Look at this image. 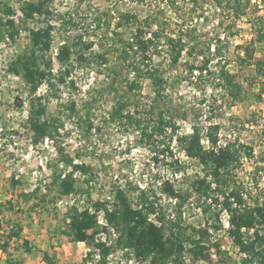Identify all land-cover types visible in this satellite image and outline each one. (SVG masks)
I'll use <instances>...</instances> for the list:
<instances>
[{
  "label": "rangeland",
  "instance_id": "374dc122",
  "mask_svg": "<svg viewBox=\"0 0 264 264\" xmlns=\"http://www.w3.org/2000/svg\"><path fill=\"white\" fill-rule=\"evenodd\" d=\"M5 1H9L21 31L16 41H0V200L5 205H13L5 208L3 215L24 223L23 237L35 246L34 253H24L16 248V242H11L10 252L22 254L26 264H42L44 250L57 264H79L91 247L85 242L70 241L63 232L69 221L66 217L69 200L75 198L72 206H89L99 222L105 224L104 208L96 202L113 207L119 187L131 196L139 189H146L173 213L174 202L162 192L163 181L170 179L178 188L191 191V181L204 174L198 161L187 156L176 140L179 135L190 134L195 126L206 135L211 125L218 124L221 143L237 141L253 147V154L244 157L236 169L235 179L250 205L264 198V94L259 97L264 77L258 75L255 65L257 59H264V41L259 38V33L264 31V0L250 3L241 0L244 11L238 10L239 14L228 7L226 0L222 4L218 0H51L54 57L61 43L82 38L85 43L93 42L88 53H109L114 63L110 48L116 33L130 39L139 25H146L147 19L153 23L152 27L146 26L147 36L159 30L174 37L183 33L185 42L189 46L194 43L197 49L192 56L184 50L177 63L172 62L167 48H163L160 55L156 54L155 62L162 64L167 79L169 104L185 113L174 120L173 141L163 136L149 139L126 119H112L110 112L115 95L109 90L108 66L93 61L75 67L70 77L74 86L62 85L58 98L46 100L47 116L63 117L65 124L55 139L47 138L38 145L32 144L27 124L28 87L21 77L8 71V65L20 47L29 42L28 27L46 22L37 15L27 24L23 23L21 4L24 0ZM127 12L136 18L118 27L117 22ZM192 33L197 39L190 40ZM218 44L220 52L217 54L213 47ZM246 44L254 48L252 64L241 61ZM54 61L58 68V61ZM206 63L207 68L201 71L199 66ZM221 67L235 74V81L242 89L240 100L230 96L231 81L220 75ZM40 93H45V86ZM153 95L150 81L144 80L137 96L141 102L138 106H135L137 103L130 105L129 109L144 115ZM16 98L24 102L22 108L17 106ZM72 101L76 102L79 113L90 110L94 123L91 131L75 124L77 115H69ZM203 142L209 145L205 136ZM165 145H169L170 151L162 150ZM63 155L90 165V185H86L85 175L77 172V185L82 190L74 192L73 196L61 197L56 202H38V206L34 204L36 199L25 202L20 193L31 191L37 185L41 186L40 194H47L48 199L54 196V190L47 187L53 173L70 170ZM13 178L16 185L11 182ZM218 211L219 206L212 203L211 209L205 212L195 193L186 203L184 222L199 229L209 227V251L213 258L210 262L199 260L196 263L187 259V264H216L220 256L216 243L228 251L220 264H240L242 252L228 233L230 214L227 210ZM117 236L112 227L98 235L113 247L107 264H149L117 247ZM6 258L7 253L0 249V264H6ZM99 263L98 254L91 264Z\"/></svg>",
  "mask_w": 264,
  "mask_h": 264
},
{
  "label": "trees",
  "instance_id": "16d2710c",
  "mask_svg": "<svg viewBox=\"0 0 264 264\" xmlns=\"http://www.w3.org/2000/svg\"><path fill=\"white\" fill-rule=\"evenodd\" d=\"M246 1V3L251 2V0ZM50 2L51 0L22 2L23 23L27 24L28 20L34 19L37 15L44 17L46 23L37 27H28L29 42L20 47L8 65V71L21 77L28 87L30 102L27 124L32 133V144L38 145L47 138L55 139L61 134L65 120L63 117L47 116L46 100L51 97L58 98L62 85L74 86V80L70 77L75 67L85 66L93 61L108 66L109 90L115 95V103L110 112L111 118L119 121L126 119L141 131L142 136L149 139L163 136L173 141L174 120L177 116H184L185 113L169 104L166 93L167 79L162 64L155 62V58L156 54H161L163 48H167L172 62L177 63L184 50L192 56L196 52V45L193 43L189 46L184 40L183 33L174 37L159 30L154 35L150 33L147 36L146 26H153V23L147 19L146 25H139L130 39L116 33V39L111 43L110 48L115 58L114 63L109 53L92 51L88 53L93 47V42L85 43L82 38L61 43L54 57L51 51L55 29L51 18L54 16V11ZM218 3L222 4L223 0H218ZM226 3L228 7L234 8L237 14H239L238 10L244 11L241 0H226ZM135 18L136 15L132 13H124L117 26L121 27L124 22H130ZM20 31L21 25L14 16L9 1L0 0V41L5 39L16 41ZM259 38L264 41V31L259 33ZM195 39L197 37L194 33L190 34V40ZM213 48L214 53L220 52L219 44L214 45ZM208 49L209 51L212 49L211 43ZM244 54L245 57L241 61L252 64L254 48L246 44ZM55 59L58 61V68L55 67ZM209 61L208 58L207 63ZM207 63L199 66L201 71L207 68ZM255 65L258 75L264 77V59H257ZM219 72L228 82L229 79L231 81V87L228 88L230 96L240 100L242 89L235 81V74L224 67L219 68ZM146 79L150 81L154 95L148 102L146 113L143 115L139 111V114H136L129 109V106L136 103L135 106H138V102H141L137 96ZM42 86H45L43 94L40 93ZM263 94L264 83L259 97ZM15 102L20 108L24 105L20 98H16ZM68 108L69 115H77L74 121L77 126L85 128L86 131L94 128L89 109L84 114L79 113L75 101H72ZM219 128L218 124L211 125L206 135H203L201 129L195 126L190 134L176 137L186 155L197 160L202 166L204 174L191 181V191L178 188L170 179L163 181L162 192L174 202L173 213L168 212L166 205L158 196L151 195L143 188L139 189L135 196L129 195L120 187L117 188L113 207L96 202L97 206L102 205L104 208L105 224L99 222L89 206H85L82 210L77 206L70 207L66 212L69 221L63 232L70 241L85 242L91 247L79 264H91L98 254L101 264H107V258L113 252V247L108 245L107 241L98 238V235L107 232L109 227L118 234L117 247L127 254L133 253L138 260L148 261L149 264H187V259L192 263L199 260L212 261L209 251L211 248L209 227L199 229L186 224L183 219L184 207L194 193L205 212H208L214 203L219 206L218 212L227 210L230 214L228 233L242 252L240 264H264V198L250 205L235 179V171L242 163V159L251 156L254 149L237 141L221 143ZM204 136L209 141L208 146L203 142ZM165 146L162 150L170 151L169 145ZM63 158L70 166V170L53 173L47 187L51 191L54 190V196L48 199L47 194H40L42 189L37 185L31 191L20 193L25 202L36 199L34 204L38 206V202H56L61 197L82 190L77 185V172L84 174L86 185H90L92 180L90 165L85 162H75V159L68 155H63ZM11 182L13 185L17 183L15 178ZM12 206L11 203L5 205L0 200V232H2L0 249L7 253L6 264H25L22 254L14 255L8 249L11 242H16V248L21 249L22 252H35L30 240L23 237L22 224L3 215L4 209ZM252 228L254 230L250 233ZM216 244L220 264L228 256V251L222 250L221 245ZM43 259L48 264H57L47 251L43 252Z\"/></svg>",
  "mask_w": 264,
  "mask_h": 264
},
{
  "label": "built area",
  "instance_id": "2783aa9c",
  "mask_svg": "<svg viewBox=\"0 0 264 264\" xmlns=\"http://www.w3.org/2000/svg\"><path fill=\"white\" fill-rule=\"evenodd\" d=\"M223 37H224V35H223ZM57 52H58V50L56 51V54H57ZM81 194V193H80ZM74 194L72 193V194H70L69 196H73ZM74 201H75V198L74 199H70L69 200V205H70V207H72V205H74L73 203H74ZM68 203V202H67ZM78 207V206H77ZM84 208V207H83ZM82 207H78V209L79 210H82L83 209ZM106 223V222H105ZM245 230V229H244ZM253 228L251 229V231H250V233H252L253 232Z\"/></svg>",
  "mask_w": 264,
  "mask_h": 264
},
{
  "label": "crops",
  "instance_id": "0c3cea01",
  "mask_svg": "<svg viewBox=\"0 0 264 264\" xmlns=\"http://www.w3.org/2000/svg\"><path fill=\"white\" fill-rule=\"evenodd\" d=\"M22 224V226H23V231H25V225H24V223H21ZM83 243V242H82ZM32 244V243H31ZM33 248H35V246L33 247ZM44 251H46V250H44ZM43 251V252H44ZM48 252V251H47ZM25 253V252H24ZM16 255V254H15ZM23 256V255H22ZM23 258L25 259V257L23 256ZM25 264H26V262H25ZM42 264H45V262L43 261L42 262Z\"/></svg>",
  "mask_w": 264,
  "mask_h": 264
}]
</instances>
